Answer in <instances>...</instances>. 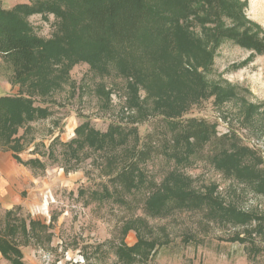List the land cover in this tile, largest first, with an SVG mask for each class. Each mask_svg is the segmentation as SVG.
<instances>
[{"label":"rangeland","instance_id":"obj_1","mask_svg":"<svg viewBox=\"0 0 264 264\" xmlns=\"http://www.w3.org/2000/svg\"><path fill=\"white\" fill-rule=\"evenodd\" d=\"M75 48L19 80L0 56V97L31 107L0 122L25 162L1 263L264 264V0H148L134 41Z\"/></svg>","mask_w":264,"mask_h":264},{"label":"trees","instance_id":"obj_2","mask_svg":"<svg viewBox=\"0 0 264 264\" xmlns=\"http://www.w3.org/2000/svg\"><path fill=\"white\" fill-rule=\"evenodd\" d=\"M147 2L148 0H49L39 7L17 5L11 9H3L0 6V56L12 63L14 78L19 80L36 71L35 66L40 67L50 56L55 59L68 58L69 49L73 48L74 52L75 47L83 42L99 46L108 34L117 44L130 43L143 29L147 18ZM61 5H65L64 8ZM43 11L60 17L59 28L63 31L59 40L42 41L29 31L22 19L24 13ZM25 105L27 104L20 97H0V122L6 130L9 123L21 121L22 112L29 113L31 107ZM9 119L10 122L7 123ZM10 131L6 132L8 136ZM10 149L16 161L25 164L18 157L14 146ZM4 246L18 253L0 239V251L3 255L7 251ZM7 258L10 259L9 256Z\"/></svg>","mask_w":264,"mask_h":264},{"label":"crops","instance_id":"obj_3","mask_svg":"<svg viewBox=\"0 0 264 264\" xmlns=\"http://www.w3.org/2000/svg\"><path fill=\"white\" fill-rule=\"evenodd\" d=\"M18 163L12 152L0 151V210L4 214H11L13 208L21 204L23 182ZM7 259L0 251V264Z\"/></svg>","mask_w":264,"mask_h":264}]
</instances>
